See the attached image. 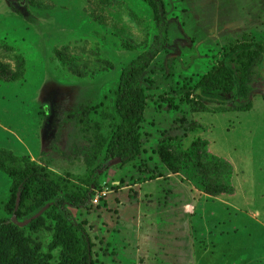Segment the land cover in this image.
Listing matches in <instances>:
<instances>
[{
  "label": "rangeland",
  "instance_id": "obj_1",
  "mask_svg": "<svg viewBox=\"0 0 264 264\" xmlns=\"http://www.w3.org/2000/svg\"><path fill=\"white\" fill-rule=\"evenodd\" d=\"M22 1L0 0V148L63 177L96 178L88 205L68 208L96 264H264V59L248 75L252 109L217 112L204 98L207 109L193 110L186 99L213 67L236 71L234 44L264 45V0H158L157 10L143 0ZM154 43L161 50L141 77V152L123 162L106 154L121 122L114 93L123 68ZM166 137L186 151L207 139L233 167V194L207 193L222 185L204 161L172 173L157 153ZM11 185L0 170L8 221ZM46 211L18 225L43 253L55 224ZM39 216L48 229L31 231Z\"/></svg>",
  "mask_w": 264,
  "mask_h": 264
},
{
  "label": "trees",
  "instance_id": "obj_2",
  "mask_svg": "<svg viewBox=\"0 0 264 264\" xmlns=\"http://www.w3.org/2000/svg\"><path fill=\"white\" fill-rule=\"evenodd\" d=\"M143 1L157 10L158 0ZM154 45L156 44L149 51L141 52L123 68L114 93L115 108L121 122L106 146V154L119 157L123 162L135 158L141 152L139 125L146 107V94L141 85V77L161 50L160 44H157L158 47ZM229 55L234 57L232 61L237 65L236 71L223 62L201 76L194 88L187 92V103L193 110H197L198 105L207 109L202 101L204 98L208 102L220 104L217 112L252 109L248 75L256 60L264 59V45L260 42H237L230 48L227 53ZM221 94L232 95L237 100L228 101L215 97ZM208 143L207 139H198L186 151L176 138L166 137L160 141L157 153L172 173L188 170L192 160L204 161L202 164L219 177L222 185L220 189L207 190V193L213 196L233 194V167L225 159L210 153ZM96 145L98 152L105 145L104 138L98 133ZM0 170L12 179L10 195L4 209L13 217L12 221L0 219V264H51L54 250H58L55 264L98 262L93 257V243L83 224L72 218L68 210L69 207L84 208L88 205L95 188L98 187L94 176L84 174L63 177L43 164L30 161L25 156H16L2 148ZM43 207L47 209L46 217L55 222L52 241L46 253L41 251L39 243L26 236L25 231L18 226L23 219ZM44 223L45 220L40 216L31 218L29 228L34 232L47 230Z\"/></svg>",
  "mask_w": 264,
  "mask_h": 264
},
{
  "label": "water",
  "instance_id": "obj_3",
  "mask_svg": "<svg viewBox=\"0 0 264 264\" xmlns=\"http://www.w3.org/2000/svg\"><path fill=\"white\" fill-rule=\"evenodd\" d=\"M12 1H15V0H12ZM22 2L24 3V0Z\"/></svg>",
  "mask_w": 264,
  "mask_h": 264
}]
</instances>
